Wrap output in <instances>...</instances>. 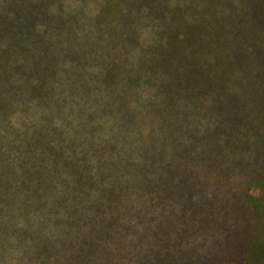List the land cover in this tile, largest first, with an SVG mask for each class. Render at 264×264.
Instances as JSON below:
<instances>
[{"label": "trees", "instance_id": "16d2710c", "mask_svg": "<svg viewBox=\"0 0 264 264\" xmlns=\"http://www.w3.org/2000/svg\"><path fill=\"white\" fill-rule=\"evenodd\" d=\"M94 1L89 15L88 0L76 7L0 0V234L7 238L0 264H93L98 256L137 254V232L167 205L172 178L207 177V158L217 160L210 150L181 145L187 115L217 113L215 128L224 135L217 146H226L243 118L241 90L228 86L242 89L241 75L254 69L264 88V0ZM83 14L89 22L79 28ZM137 22L149 27L130 59ZM122 55L130 62L122 64ZM60 58L69 62L59 67L72 77L67 83L56 78ZM90 62H98L91 78L104 94L83 81ZM35 108L42 113L33 122ZM257 114L261 157L241 191L251 216L244 224L256 229L240 231L245 264H264V111ZM161 123L166 136L180 133L173 138L183 156L177 167L156 143L139 142L149 133L158 138ZM124 236L132 239L114 244Z\"/></svg>", "mask_w": 264, "mask_h": 264}, {"label": "rangeland", "instance_id": "374dc122", "mask_svg": "<svg viewBox=\"0 0 264 264\" xmlns=\"http://www.w3.org/2000/svg\"><path fill=\"white\" fill-rule=\"evenodd\" d=\"M66 3L71 7H76L78 0H69ZM96 4L94 0H88L83 6L90 15L93 13ZM88 14L79 16V24L80 20L83 23L79 25V28L80 26L83 28L87 26L89 20L86 15ZM148 27V25L142 26V23H136L135 31L138 34V44H135L131 50L130 59L135 58L139 43L147 34ZM59 56L61 57V55ZM120 58L122 64L130 62L128 55H122ZM62 63L66 67L69 64L68 61H61V58L57 61L56 78L67 83L72 80V77L70 78L67 73L61 72L59 67H62ZM85 66L87 73L83 76V81L90 85L92 94L94 92L104 94L105 92L98 91L96 81L91 78V76L96 77V72L99 71L98 62H90ZM68 72L70 71L68 70ZM73 74L76 76L75 73ZM253 75L254 69L246 77L241 75L242 89L238 84L228 86L241 90V93L238 94V104L241 108L240 112H243V118L234 121V130L228 131L232 133L231 136L234 141L226 146L224 144L221 147L217 146L222 143L220 140L224 137L220 129L215 128L219 117L217 113L213 115V113L206 112V108H202L199 113L195 112L196 114L187 115L186 127L188 133H181V140L183 141L181 145L188 148L193 145L195 149L191 148L190 151L192 152L210 150L211 155L217 157L216 162L207 158L206 164L209 167L207 177L195 179L186 176L184 173H182L184 176H180V179L173 177L175 191L170 193L167 205L163 208L162 206L166 202H162L161 207L159 206L156 210L158 213L161 208L160 215L155 214L154 225H141L137 232L136 238L142 239V244L139 245L142 248L136 250L137 254H114L113 257L98 256L95 257V263L93 264H245L243 258L247 238H244V233L240 235V231L243 228H248L246 232L250 235L256 229L255 225L244 224L246 219L251 218V216L248 214L246 198L241 191L255 176L254 167L257 162L259 163L261 157L257 148V135L262 128H260L257 113L264 111V88ZM58 89L60 91L62 87ZM65 89L68 91L67 88ZM99 90L101 91V89ZM77 92H80L78 88L74 90L73 96H76ZM34 110H36L35 114L30 113L29 117L33 122L42 113L41 108H35ZM112 110L114 112V109ZM171 117H173L176 124V116L173 115L169 118L171 119ZM107 118H110V120H107L109 125L113 123L111 117L107 115ZM99 120L103 121L102 119ZM137 125L140 132L147 131V126L142 124V119L137 121ZM111 129L114 131V123ZM195 130L196 134H194ZM155 131L160 133L158 138L166 136L165 126L162 123L160 128H156ZM179 135L180 133L177 132L172 137L166 136L163 140L156 141L154 139L158 138L155 133H149L144 135L143 138H139V142L156 143L159 146L158 150L161 148L164 150V156L165 152L167 153L170 166L177 167L183 161V156L178 140L174 141L173 138ZM127 137H131V131L128 132ZM121 144L125 145L124 141ZM141 158L142 155L138 153L135 160ZM189 163L191 164L190 160ZM221 175L226 177L223 178ZM200 182H203L202 186L199 185ZM187 185L190 187L186 188ZM250 193L256 195L258 192L252 188ZM139 201L136 199L132 204L139 207ZM127 206L128 204H124L123 210ZM105 233L108 235V232ZM112 234L110 235L112 236ZM17 238L18 241H29L30 235L24 236L23 239L20 236H17ZM131 239L132 236H124L122 240H117L114 244L126 245ZM6 240V236L0 234V241Z\"/></svg>", "mask_w": 264, "mask_h": 264}]
</instances>
